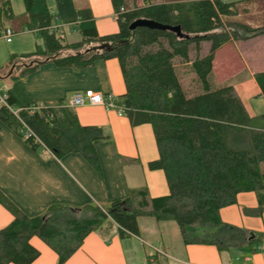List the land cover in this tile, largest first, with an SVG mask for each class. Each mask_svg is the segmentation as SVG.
I'll return each instance as SVG.
<instances>
[{
  "label": "trees",
  "instance_id": "16d2710c",
  "mask_svg": "<svg viewBox=\"0 0 264 264\" xmlns=\"http://www.w3.org/2000/svg\"><path fill=\"white\" fill-rule=\"evenodd\" d=\"M22 2L27 28L39 31L43 40V47L23 55L24 60L49 58L57 66L83 67L98 58L117 59L125 85L119 97L125 115L131 126H151L158 158L148 168L163 171L169 192L150 197L143 186L129 189L125 198L106 207L53 204L29 217L0 190V204L13 217L0 229V264H32L40 256L30 242L33 237L55 253L56 264H64L92 232L105 236L115 229L120 238L137 236L139 217L174 222L185 246H212L219 254L243 247L257 250L264 242V231L224 222L220 210L235 205L239 193L253 192L256 207H243L242 212L262 215L264 114L250 116L233 86L213 88L209 75L215 50L230 39L264 37V25L226 24L225 18L236 13L234 2L227 0L163 1L128 10L123 0H111L118 32L99 36L90 10L80 9L76 13L83 40L64 44L46 30L54 17L46 0ZM0 13L12 16L11 0H3ZM139 19L179 26L188 37L142 25L131 27ZM204 41L210 43L208 53L191 61V46L198 52ZM100 44L111 49L85 53ZM13 60L10 65L16 63L21 71L9 77L12 85L2 93L6 104H0V120L34 151H47L57 159L78 152L99 170L93 143L108 135L98 126L80 125L66 103L42 106L31 100L17 79L41 64L24 67L21 64L28 62ZM176 60L190 66L198 92L187 95ZM254 81L264 97V71L255 73Z\"/></svg>",
  "mask_w": 264,
  "mask_h": 264
},
{
  "label": "crops",
  "instance_id": "0c3cea01",
  "mask_svg": "<svg viewBox=\"0 0 264 264\" xmlns=\"http://www.w3.org/2000/svg\"><path fill=\"white\" fill-rule=\"evenodd\" d=\"M2 2L3 0L0 1ZM46 3L50 12L57 17L51 21V24L58 23L63 26L64 44L83 40L78 29L81 20L76 13L80 9L90 10L99 36L118 32L111 0H46ZM23 14L24 19L20 20L18 25L9 27L14 35L28 33L34 38L40 35L39 31L27 28L28 17L24 10ZM3 15L5 14L0 13V30L7 27ZM22 24L24 27H20ZM69 34L73 40L66 41ZM0 39L6 43L13 42V39L7 42L1 33ZM229 41L243 44L250 59L249 63L252 65L249 73L252 76L250 83L254 93L248 94L246 99L251 101L256 98L264 102V97L254 81V74L264 71V37ZM19 45H15L12 53L18 50ZM34 46L37 48L39 45L34 43ZM40 47L42 48L43 45ZM34 48L31 49L29 43L28 50L33 52ZM11 56L15 55L11 54ZM11 58L8 62H0V75L10 68ZM33 59L40 57L34 56ZM16 60L19 61L16 58L13 61ZM20 71V68H15L13 76L17 77ZM7 79L10 82L5 90L12 85V82L9 78L0 79L5 81ZM17 83L31 100L42 106H59L66 103L73 93L84 92L87 89L102 94L111 93L117 97L125 93L123 77L115 58H98L92 64L83 67L57 66L52 61H48L19 77ZM229 85L233 86L246 108L244 101L246 99L237 92V84ZM253 106L251 113L246 108L250 116L264 114V106L260 108ZM72 110L77 115L80 125L98 126L108 135V138L93 143L99 170H96L78 152H71L57 159L47 151H34L23 138L0 120V190L25 215L32 217L42 214L53 204L81 207L94 203L106 207L115 200L125 198L129 189L143 186L147 188L150 197L168 194L169 189L163 171L148 168V163L158 158L149 124L131 126L126 115L120 116L101 106L85 104ZM256 205L257 200L253 192L239 193L237 203L222 208L220 217L230 224L257 232L264 231V209L261 216L245 215L242 212L243 207L252 208ZM12 219V215L0 204V229ZM152 221L154 220L138 218L137 236L120 238L115 229L105 236L92 232L85 237L81 247L64 264H156L155 262L159 260L156 259L157 256L142 255L139 250L138 238L142 229L154 234L147 231V227L167 228L171 232V238L154 241L155 253L162 254L161 257L166 263L172 260L174 264H264V242L255 251L243 247L219 254L212 246H185L179 228L174 222L175 226L169 221L161 224ZM162 225L166 226L162 227ZM30 242L40 251V256L32 264H56L55 253L43 242L36 237ZM127 246L132 250L134 261H130L127 256Z\"/></svg>",
  "mask_w": 264,
  "mask_h": 264
},
{
  "label": "rangeland",
  "instance_id": "374dc122",
  "mask_svg": "<svg viewBox=\"0 0 264 264\" xmlns=\"http://www.w3.org/2000/svg\"><path fill=\"white\" fill-rule=\"evenodd\" d=\"M123 1L125 3L126 10H128V9H132L135 5L141 6L146 3L153 4L163 1H179V0H123ZM227 1L234 2V10L236 13L234 16L225 18L226 24H229L231 22H239V23L247 24L251 27H259L264 25V0H227ZM1 4L2 3H0V5ZM23 10H24V5L22 0H11L12 16L11 15L2 16L3 20H5V23L7 24L6 26L12 28V26L15 27L16 25H18L19 21L24 19ZM23 25L24 24L20 25V27H24ZM12 39H13L12 43H6L4 40L0 39V62L3 61L8 62V60L11 57L14 59L16 58L18 60L19 59L21 60L23 55L31 53L30 52L31 50L30 51L28 50L29 43L31 49L35 47L34 51L36 49L34 43H37L39 46L43 45V40L41 35L35 36L34 38L31 34L23 33V35H18V34L13 35ZM71 40H73V38L69 34V36H67L66 41H71ZM233 41H239V40L234 39ZM17 44H20L19 45L20 47L16 52L12 53L13 51L12 49ZM242 45L243 44L240 42L236 44L235 42L227 41L226 43L221 45L217 50L214 51L213 67L209 75V81L213 86V88H218L236 83L237 84L236 86L238 87L237 92L241 94L242 98L246 99L248 94L254 93V89L253 87H251L252 83H250V79L252 76L249 73V70L252 68L251 67L252 65H250L249 63L250 59L248 58L244 50L245 48ZM209 49H210V43L206 41L200 43V49L198 52H196L194 47L191 46L189 52L190 60L192 61L197 54L204 55L208 53ZM11 54H14L15 56H11ZM175 64H176V71L180 83L183 89L186 91L187 95H191L192 93L198 92L199 91L198 83L194 74L190 71V66L181 64L179 60H176ZM20 67L21 66H16V69H19ZM9 82L10 81L8 79L7 81L0 80V93L5 92V88L7 87V84ZM239 83L242 87L239 85ZM244 101L246 108L249 110V113H251L252 108L254 107L253 105H255L256 107L259 106L258 108L264 106V102L262 100H257L256 98H253L251 101H249L248 99ZM139 218H147L148 220H154L152 222H159V224L165 222V221H156L155 219L150 217H139ZM169 223L174 224L171 221H169ZM143 226H145V224H143ZM164 226L166 225H162V227ZM147 231H151L154 234L145 232L143 229L140 232L138 238L140 243L138 244L140 245L139 250L141 254L157 256L156 259L159 260L155 262L156 264H174V261L172 260H168V263L164 262L163 257H161L162 254L160 255L156 254L155 253L156 251L154 249V244H155L154 241H156L157 239L167 240L168 238H171L172 237L171 232L167 228L161 229V228H150V227H147ZM161 248L167 251V249L163 247ZM126 252L130 261H134V259L132 258L133 257L132 250L129 249L128 246L126 247Z\"/></svg>",
  "mask_w": 264,
  "mask_h": 264
},
{
  "label": "built area",
  "instance_id": "2783aa9c",
  "mask_svg": "<svg viewBox=\"0 0 264 264\" xmlns=\"http://www.w3.org/2000/svg\"><path fill=\"white\" fill-rule=\"evenodd\" d=\"M124 9L121 8V12ZM57 19L56 16L53 17V20ZM49 34H53L59 40L64 41L65 39V31L61 24L55 23L50 24L47 29ZM29 31V30H28ZM1 36L7 41L10 42L14 32L9 27H3L0 30ZM5 95L0 93V104L5 103ZM85 104H89L92 106H101L107 111H114L118 115H125V107L124 104L121 102V99L111 93L102 94L100 92H96L92 89H87L84 92H75L73 93L67 100L66 106L70 109H73L77 106H82Z\"/></svg>",
  "mask_w": 264,
  "mask_h": 264
},
{
  "label": "water",
  "instance_id": "95a60500",
  "mask_svg": "<svg viewBox=\"0 0 264 264\" xmlns=\"http://www.w3.org/2000/svg\"><path fill=\"white\" fill-rule=\"evenodd\" d=\"M138 25H142V26H146L148 28H152V29H158V30H169V31H172L174 33H176V35L179 37V38H182V37H185L187 38L188 35H185L181 32L179 26H170V25H163L161 23H158L154 20H136L131 27H135V26H138ZM111 49V46L108 45V44H100V45H95V46H92L88 49L85 50V53H88V52H97V51H100V50H110ZM49 58H45V60H33V61H30L28 63H23L21 64L22 66L24 67H27V66H31L33 65L34 63L35 64H42L43 62H46L48 61ZM17 64H12L10 66V68L8 69V71L4 74V75H0V79H6V78H9L13 72H14V69L16 68Z\"/></svg>",
  "mask_w": 264,
  "mask_h": 264
}]
</instances>
